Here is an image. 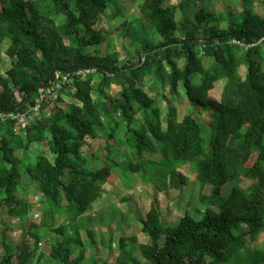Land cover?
<instances>
[{
    "label": "trees",
    "instance_id": "16d2710c",
    "mask_svg": "<svg viewBox=\"0 0 264 264\" xmlns=\"http://www.w3.org/2000/svg\"><path fill=\"white\" fill-rule=\"evenodd\" d=\"M167 1L138 0L141 17L160 42L143 45L150 58L135 64L102 51L106 40L94 29L107 13L113 19L120 15L114 0H0V46L9 42L4 53L10 62L4 73L0 70L1 223H23L35 206L45 205L46 215L64 208L63 224L55 227L53 218L50 227L42 219L27 230L35 244V231L41 227L62 236L50 251L57 264L82 262L77 220L101 197L113 168L131 177L133 187V176L140 173L157 180L162 190H178L186 181L178 164L186 163L194 164L200 185L210 187L213 208H206L199 219L185 212L176 223L165 225L152 205L138 220L148 240L139 245L144 264H264V255L253 254L243 241L245 235L253 239L264 233V0H251L262 6V15L252 10L250 0H238L237 15L197 9V0L176 5ZM49 14L63 17L64 23L57 25ZM85 69L95 73L74 79L73 93L63 91L53 100L37 102L55 71ZM219 80L225 82L217 101L208 94ZM112 85L120 88L117 98L108 93ZM158 95L165 100L164 114L155 104ZM167 95L186 100L195 117L180 119ZM65 97L72 101L65 102ZM36 105L34 117L31 108ZM117 113L125 123L124 140L118 134ZM200 113L207 115L213 131L208 154L196 118ZM10 114L25 115V124ZM136 114L142 119L140 128L131 127ZM99 126L107 134L96 150L103 156L88 142L95 140ZM32 145L42 148L31 157L16 154ZM123 149L128 160L118 164L114 157ZM96 159L105 166L89 169L88 161ZM31 182L39 196L33 205L25 194ZM225 185L230 190L221 196ZM87 234L92 237L94 232ZM118 242L114 261L102 264H143L126 247L134 238ZM29 257L22 247L16 254L5 250L0 264H30Z\"/></svg>",
    "mask_w": 264,
    "mask_h": 264
},
{
    "label": "rangeland",
    "instance_id": "374dc122",
    "mask_svg": "<svg viewBox=\"0 0 264 264\" xmlns=\"http://www.w3.org/2000/svg\"><path fill=\"white\" fill-rule=\"evenodd\" d=\"M117 7L120 10V15L113 19L111 15L107 13L104 15L99 23L95 26L97 32L102 33L106 42L101 46V50L106 53H116L121 63H127L129 60L135 64L138 61L143 62L145 57L150 58V54H147L141 49L145 44L150 46L157 45L160 42V37L155 30L150 26V23L145 21L139 12L138 0H114ZM140 1V0H139ZM180 0H169L166 4L176 5ZM252 10L260 15L263 14V8L257 1H249ZM196 8H203L210 12L229 13L237 15L240 11V4L238 0H197ZM180 14V13H179ZM177 14V19L179 17ZM51 18L56 20L57 25L64 23V18L60 16H52ZM130 28V40L126 36L129 27ZM9 42L5 40L0 46V70L4 73L9 67V59L5 56V50L7 49ZM206 62L205 65H208ZM241 77L244 76V69L239 70ZM224 80H219L215 83L214 89L209 92L208 97L213 100H219L221 91L224 85ZM154 95L153 89L149 86L145 89ZM120 92L119 87L111 86L108 88V93L117 98V94ZM180 95L184 98L183 91L180 90ZM155 104L160 106L162 114L166 111L165 100L158 95ZM167 99L171 98L167 95ZM65 102H70V97L64 98ZM173 101V102H172ZM173 106L178 109V117L182 119L186 115H192L194 112L192 108L188 106L187 101L175 99L170 101ZM195 117L194 115H192ZM121 122V126L118 130V134L121 140L124 138L125 123L119 113L114 117ZM198 118V124L201 131V137L203 142L204 151L210 153V142L212 139V128L210 121L204 113L196 115ZM142 126V119L140 114H136L133 118L131 127L140 128ZM107 138V134L104 132V128L101 126L96 129L95 139L98 141L92 142L91 148L95 154H99L96 148L99 150L101 147V140ZM124 140V139H123ZM89 142V140H88ZM91 142V141H90ZM42 147H36L32 145L28 152L24 150H18L16 154L18 156H32L37 154ZM104 154L100 155L103 156ZM118 164L125 163L128 160V152L125 149L121 150L118 155L114 157ZM116 162V163H117ZM89 169H100L105 164H101L98 159L88 161ZM108 166L113 167V163L108 160ZM194 164H178L179 172L183 173L186 177V181L180 189H160L159 182L150 181L149 175L143 176L140 173H135L133 176L135 186L133 187L131 177L127 174L121 175L119 167L112 169L111 176L107 179L106 183L101 186V197L93 203L88 212L79 217L77 224L80 225L79 234L82 241V250L84 252V258L80 264H102L103 262H112L117 256L119 242L122 237L134 238V242H128L126 247L131 253V257L136 262L145 263L140 251L139 245L148 242L147 238L140 232L138 220L144 219L148 210L153 205L158 213L162 223L170 225L176 223L185 212H188L193 218L199 219L202 216L203 211L206 208H213V200L210 198V187L201 186L195 179ZM115 175V177H114ZM28 177L26 176V179ZM117 182V186L112 185ZM109 185V186H107ZM19 184L16 191L21 188ZM230 190V185H225L221 189V196H226ZM25 194L29 198V201L37 202L39 196L36 190L35 182L28 183V187ZM201 197H204L201 199ZM33 205V203H32ZM32 207V206H31ZM29 219L23 223H20L17 219H10L6 227L2 226L0 217V258L4 255L5 250L10 251L12 254H16L22 247L26 249L30 254V264H57L50 258V251L55 248L61 241L62 236L60 234L50 231L47 227L38 228L35 232L38 236L37 243L35 239L27 233L28 227L31 224L38 225L40 221L44 219L46 225L52 226V220L54 218V226H58L65 222L64 208L61 213H53L50 211L48 215L47 207L40 205L30 211ZM23 230V232H22ZM87 231H93L94 234L90 237ZM73 235V231H72ZM245 247L249 249L253 254L260 253L264 255V233H260L253 239L247 235L243 236ZM23 245L21 246V244ZM71 250H78L77 247L71 246ZM41 256L37 261L36 257Z\"/></svg>",
    "mask_w": 264,
    "mask_h": 264
},
{
    "label": "built area",
    "instance_id": "2783aa9c",
    "mask_svg": "<svg viewBox=\"0 0 264 264\" xmlns=\"http://www.w3.org/2000/svg\"><path fill=\"white\" fill-rule=\"evenodd\" d=\"M261 39L260 41H263ZM259 41V42H260ZM232 43L239 44L237 41H232ZM95 73V70L93 69H85V70H76V71H70V72H65L62 73L60 71H55L53 74V79H51L49 86H47L44 90H40L38 92V98L37 102L39 103L40 101L44 99H50L53 100L55 99L59 94L65 92L73 93V81L74 79H80L82 80L85 76L89 74ZM38 110L39 106L36 105L33 108H31V111H33V116L38 115ZM11 119H14L18 121L19 124H25L26 122V117L25 115L21 114H16V115H9Z\"/></svg>",
    "mask_w": 264,
    "mask_h": 264
},
{
    "label": "crops",
    "instance_id": "0c3cea01",
    "mask_svg": "<svg viewBox=\"0 0 264 264\" xmlns=\"http://www.w3.org/2000/svg\"><path fill=\"white\" fill-rule=\"evenodd\" d=\"M113 86H115V87H119V86H116V85H113ZM91 141V142H90ZM89 141V143H90V145H92V142H96L97 140L95 139V140H90ZM98 142V141H97ZM100 144H101V147H102V144H103V141L101 140V142H100ZM93 146V145H92ZM96 150H98V148H96ZM112 185H115V186H117V182H115L114 181V183L112 184ZM107 186H109V185H107ZM93 205V204H92Z\"/></svg>",
    "mask_w": 264,
    "mask_h": 264
}]
</instances>
